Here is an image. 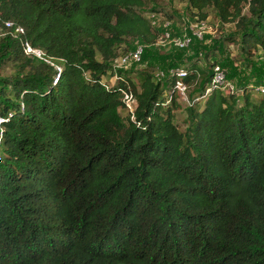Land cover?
Returning <instances> with one entry per match:
<instances>
[{
  "label": "trees",
  "instance_id": "1",
  "mask_svg": "<svg viewBox=\"0 0 264 264\" xmlns=\"http://www.w3.org/2000/svg\"><path fill=\"white\" fill-rule=\"evenodd\" d=\"M145 1L0 0V29L22 28L0 36V264H264V96L245 76L205 93L190 57L181 81L202 82L178 129L175 72L114 67L128 39L163 37L151 15L175 27ZM178 1L233 23L245 69L264 53V0Z\"/></svg>",
  "mask_w": 264,
  "mask_h": 264
},
{
  "label": "rangeland",
  "instance_id": "2",
  "mask_svg": "<svg viewBox=\"0 0 264 264\" xmlns=\"http://www.w3.org/2000/svg\"><path fill=\"white\" fill-rule=\"evenodd\" d=\"M145 7L160 8L162 14L166 11L171 15L175 27L171 29V31L165 30L166 28L164 27H168L169 25L168 22H164V19L166 18L161 15L152 16V22L157 24L158 28L163 29L162 33H167V39L161 37L154 42L153 45H144L138 39H128L127 43L121 44L117 47L116 51L118 58L113 62L115 69H118L120 72H130L129 76L134 83L137 81L134 73L144 70L149 71L154 79L161 80L165 75H171V73L175 72L177 68L182 67L184 70L190 69V62L187 61V59L190 57H197L195 60L197 65L208 71H211L214 65H219L226 72L235 69L236 74L232 77H228L226 80L234 86V90L239 85V77L245 76L248 78L245 82V88L249 91L250 96L252 98L264 96V94H258L253 88H251L256 80H264V53L256 51L254 55L255 59L253 60L251 67L245 69L242 64L243 61L240 59L241 55L236 44L237 37H235V41L231 39L232 36L237 35L232 22L220 21L211 7L206 9V16L204 19L197 20V18L199 19V16L194 11L186 10V5L178 0H146ZM196 23H202L203 29L201 37H196L191 45L190 43L184 45V49L173 48V40L169 39L170 32L175 35L171 37L181 39L180 37L183 35H188L191 31L190 27ZM179 34L180 36H177ZM136 45H141L145 49V58L137 64L134 62L121 63V57L132 51V48ZM206 49L211 50L206 53ZM205 53L206 56L204 55ZM171 62L174 65L173 67H169L168 65ZM212 64L213 66H211ZM9 73L10 68H3L0 71V77ZM253 74L254 76H251ZM258 76H260V80L257 79ZM194 81L195 79L186 86L185 95H177L178 106L171 109L173 122L181 131L186 124V109L192 103L190 98L200 91L202 79L200 76H197L196 81ZM111 82L112 79H109L108 84ZM119 111L122 112L123 110Z\"/></svg>",
  "mask_w": 264,
  "mask_h": 264
},
{
  "label": "built area",
  "instance_id": "3",
  "mask_svg": "<svg viewBox=\"0 0 264 264\" xmlns=\"http://www.w3.org/2000/svg\"><path fill=\"white\" fill-rule=\"evenodd\" d=\"M152 16H154V15H151L150 17H152ZM5 28H7V29L9 28V29L6 31L5 30L3 31V29H5ZM3 29H0L1 30L0 36H3L4 34H6L5 32H7L9 34H14V35L22 32V28L20 26H17V25L13 26V24L9 21L4 22V28ZM190 29H191V34L195 38L201 37L202 29H203L202 23H196L195 25L191 26ZM163 37L165 39H167L168 35L166 32L163 33ZM172 40H173V44L177 45L179 47H183L184 45L188 44L190 41L189 36H184V35L181 39L174 38ZM23 48H24L25 53L32 54L36 58H39L42 61L47 62V59H45L43 57L42 53L39 50L31 48L26 42L23 43ZM140 52H141V47L137 46L134 50L130 51L127 55H124L123 57H121L120 62L126 63V62L139 61ZM56 68L58 69L57 66H56ZM211 70H212V73H211L210 79L207 83V86L205 88V93L209 92L211 89H218L224 93H228V92L233 90V85L226 81L225 71L219 65H214ZM175 75L177 78L174 82V89H175L178 96L185 95L186 86L181 81V77L183 75H185V71L183 69L179 68L175 71ZM252 88L254 89L255 92L264 94V84L252 86ZM121 94H122L121 101L123 102V106H124L125 111L131 113L132 110L136 106V103L133 100L131 93L129 91L121 90ZM9 117H10L9 112L6 113V115H4V116L0 115V124L2 122L7 121Z\"/></svg>",
  "mask_w": 264,
  "mask_h": 264
}]
</instances>
